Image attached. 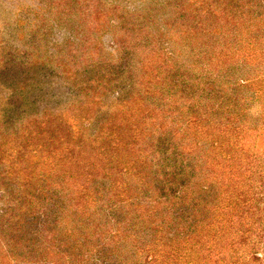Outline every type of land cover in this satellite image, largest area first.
Masks as SVG:
<instances>
[{
  "label": "trees",
  "instance_id": "obj_1",
  "mask_svg": "<svg viewBox=\"0 0 264 264\" xmlns=\"http://www.w3.org/2000/svg\"><path fill=\"white\" fill-rule=\"evenodd\" d=\"M99 7L120 69L83 88L78 130L0 123V264H264V0Z\"/></svg>",
  "mask_w": 264,
  "mask_h": 264
},
{
  "label": "rangeland",
  "instance_id": "obj_2",
  "mask_svg": "<svg viewBox=\"0 0 264 264\" xmlns=\"http://www.w3.org/2000/svg\"><path fill=\"white\" fill-rule=\"evenodd\" d=\"M170 1L0 0V123L12 126L20 119L15 118L17 112L23 116L27 112H54L77 131L75 105L89 96L83 88L94 77L109 79V66L120 69L111 35L105 33L100 43L96 42L97 32L87 25L94 17L85 15L97 6L104 10L113 3L135 9L144 3ZM77 3L84 12L78 13ZM99 22L103 24V15ZM118 95L114 90L104 92L101 111L109 110ZM21 97L24 102L11 105ZM25 166L33 176L45 171L48 163L34 155Z\"/></svg>",
  "mask_w": 264,
  "mask_h": 264
}]
</instances>
